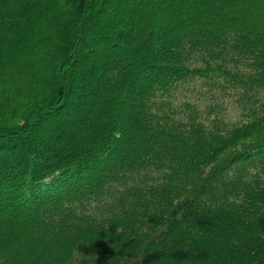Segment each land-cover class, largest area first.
Masks as SVG:
<instances>
[{"label":"trees","instance_id":"obj_1","mask_svg":"<svg viewBox=\"0 0 264 264\" xmlns=\"http://www.w3.org/2000/svg\"><path fill=\"white\" fill-rule=\"evenodd\" d=\"M0 264H264V0H0Z\"/></svg>","mask_w":264,"mask_h":264}]
</instances>
